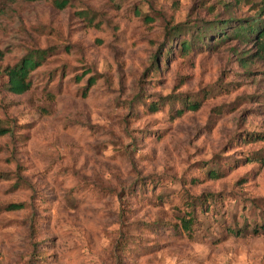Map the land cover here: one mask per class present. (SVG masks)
<instances>
[{
    "label": "rangeland",
    "instance_id": "374dc122",
    "mask_svg": "<svg viewBox=\"0 0 264 264\" xmlns=\"http://www.w3.org/2000/svg\"><path fill=\"white\" fill-rule=\"evenodd\" d=\"M262 8L0 0V264H264V40L168 37Z\"/></svg>",
    "mask_w": 264,
    "mask_h": 264
},
{
    "label": "trees",
    "instance_id": "16d2710c",
    "mask_svg": "<svg viewBox=\"0 0 264 264\" xmlns=\"http://www.w3.org/2000/svg\"><path fill=\"white\" fill-rule=\"evenodd\" d=\"M28 1H39V0H28ZM52 1H54L55 5L58 8H65L66 6L69 5V0H52ZM262 12H264V8H262L261 13ZM234 21L236 22L241 21L243 23L235 26L230 30L229 24L230 22H234ZM222 23H224V21H219L215 23L208 22V24H206L203 27L197 25L191 27L188 26L185 27V25H177L174 26L170 32H168V37L169 39L171 38L172 40L173 37L178 36L183 31H191L192 40L189 42L187 40L181 42V49L186 50L188 52L191 50L193 45L192 43L194 41L203 42L204 38H206L207 35L212 36L217 34L218 36H216L217 37L216 42L218 44L224 42L231 35L247 42L250 41L252 38H257V39L259 38V41L264 40V22L261 21L259 16H254L248 19L233 17V18H229L224 25H222ZM225 26L228 27L227 29L230 30L229 32L227 30H226L227 32L225 31L224 28ZM194 30L196 33H194ZM171 47H172L171 45L167 46V51H166L167 56H169L171 52ZM260 49L261 50L264 49V42H262ZM48 52H49L48 49H39V50L31 51L26 56H24L20 62H18L13 66H8L7 68L4 69V73L8 77V87L12 92L21 94L28 91L31 88L32 82L30 79V73L42 64V61L47 56ZM160 53L162 54V52ZM158 59H159V54L155 57L156 70L159 69V65L157 63ZM94 80H95L94 76L90 77L89 83L93 84ZM88 88L89 86L86 88L85 91H87ZM188 106L190 109H198L200 105L198 102H196V103L188 104ZM152 107L153 109L158 108L156 104ZM182 112L183 110H180L178 113H182ZM7 131L9 130L0 127V134H5L7 133ZM181 221L184 230L188 232H191L193 230V224L195 222V219L191 212H187L186 216H184Z\"/></svg>",
    "mask_w": 264,
    "mask_h": 264
}]
</instances>
